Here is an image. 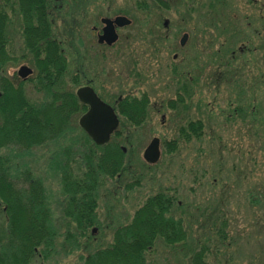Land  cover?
<instances>
[{
  "label": "rangeland",
  "instance_id": "1",
  "mask_svg": "<svg viewBox=\"0 0 264 264\" xmlns=\"http://www.w3.org/2000/svg\"><path fill=\"white\" fill-rule=\"evenodd\" d=\"M48 1L52 34L66 58L62 89L77 97L90 81L111 104L121 96L145 98L148 110L138 126L119 115L109 142L122 149L123 170L102 176L94 224L85 230L65 217L63 189L66 175L83 173L92 142L80 126L86 109L43 146L0 150V179L28 172L46 191L53 249L44 255L39 248L31 264H86L157 193L174 197L171 214L187 239L176 246L157 240L149 264H192L201 250L205 264H264V0ZM0 5L10 58L4 77L40 107L46 98L24 46L19 5ZM118 16L131 23L118 29L114 44H98L101 20ZM21 66L33 70L25 81ZM193 122L202 133L183 138L179 128ZM154 138L161 153L150 164L143 154ZM4 208L0 201V254L8 255L14 248Z\"/></svg>",
  "mask_w": 264,
  "mask_h": 264
},
{
  "label": "trees",
  "instance_id": "2",
  "mask_svg": "<svg viewBox=\"0 0 264 264\" xmlns=\"http://www.w3.org/2000/svg\"><path fill=\"white\" fill-rule=\"evenodd\" d=\"M16 1L23 18L24 46L31 56L35 80L46 101L40 107L30 104L21 85L15 88L4 77L10 58L5 33L7 17L0 5V91L3 94L0 100V150L12 144L22 150L43 146L66 132L73 115L85 109L75 94L62 89L66 58L59 40L52 34L49 1ZM172 105L173 102L170 107ZM147 110L145 98L127 96L119 104L120 115L134 126L145 121ZM200 125V122L190 123L187 130L179 128V133L186 139L190 135L199 136L202 133ZM174 145L173 142L169 146L173 148ZM87 150L83 173L64 178L63 212L79 231L94 224L96 190L102 176L114 178L123 170V151L117 145L109 142L97 146L90 142ZM22 174L8 180L3 176L0 179V201L5 205L10 246L14 248L8 255L0 254V264H31L36 253L41 252L39 248L44 255L53 249L54 233L49 225L51 212L44 186L28 172L23 177ZM174 204V197L165 193L148 198L128 224L115 230L111 244L88 256L86 264H149L146 254L157 240L169 246L185 242L187 232L183 223L171 214ZM203 253V250L194 253L191 263L205 264Z\"/></svg>",
  "mask_w": 264,
  "mask_h": 264
},
{
  "label": "water",
  "instance_id": "3",
  "mask_svg": "<svg viewBox=\"0 0 264 264\" xmlns=\"http://www.w3.org/2000/svg\"><path fill=\"white\" fill-rule=\"evenodd\" d=\"M104 24L102 34L98 36L99 44L112 45L118 40L115 27L128 26L131 21L123 16L115 19H102ZM187 34L180 39L183 46L187 40ZM32 70L27 66H21L18 75L26 79ZM77 97L81 103L89 106L88 112L80 119L81 128L89 135L96 145H104L109 142L111 135L119 126V119L113 108L101 101L92 88L83 87L77 91ZM160 140L154 138L144 151L143 158L147 163L154 164L160 158Z\"/></svg>",
  "mask_w": 264,
  "mask_h": 264
},
{
  "label": "flooded vegetation",
  "instance_id": "4",
  "mask_svg": "<svg viewBox=\"0 0 264 264\" xmlns=\"http://www.w3.org/2000/svg\"><path fill=\"white\" fill-rule=\"evenodd\" d=\"M50 13V12H49ZM116 18V17H115ZM114 19V18H113ZM102 28H103V25H102ZM102 28H101V31H99L98 33H97V36H99L101 33H102ZM94 29H96L97 30V28H94ZM115 29H116V32L118 33V29H120V28H117V27H115ZM119 36V35H118ZM188 36V35H187ZM187 40H188V38H187ZM187 40H186V42H187ZM186 42H185V44H186ZM184 44V45H185ZM102 45H105V44H102ZM183 45V46H184ZM174 57H176V56H174ZM25 80H27V78L26 79H22L21 81H25ZM87 85L86 86H88V87H90V88H92L93 89V91L96 93V95L104 102V103H106V104H108V105H110L113 109H114V112L119 116L120 115V112H119V104L123 101V97L121 96V97H119L116 101H114V103L113 104H111L109 101H107L106 99H104L96 90H95V88L94 87H92V86H90L91 84H90V81H87V83H86ZM1 98H2V92H0V100H1ZM138 99H140V98H138ZM85 109L88 111L89 110V107L87 106V105H85ZM24 150H25V148H24Z\"/></svg>",
  "mask_w": 264,
  "mask_h": 264
}]
</instances>
